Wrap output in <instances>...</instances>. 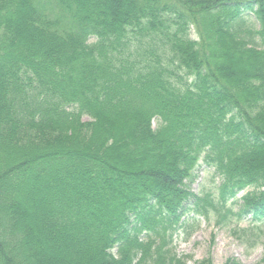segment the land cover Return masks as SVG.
<instances>
[{
	"label": "trees",
	"instance_id": "1",
	"mask_svg": "<svg viewBox=\"0 0 264 264\" xmlns=\"http://www.w3.org/2000/svg\"><path fill=\"white\" fill-rule=\"evenodd\" d=\"M248 214L264 0H0V264H187L176 235Z\"/></svg>",
	"mask_w": 264,
	"mask_h": 264
},
{
	"label": "rangeland",
	"instance_id": "2",
	"mask_svg": "<svg viewBox=\"0 0 264 264\" xmlns=\"http://www.w3.org/2000/svg\"><path fill=\"white\" fill-rule=\"evenodd\" d=\"M196 36V31L192 28L191 37ZM88 119L87 116L84 117V120ZM157 124L158 121L155 120L154 127ZM195 173V178L188 182L191 191L200 195L206 192L218 194L219 178L213 170L201 164ZM229 205L232 206L231 203ZM217 220L218 215L200 221L198 230L187 239L183 234L176 237V252L179 255L189 256L187 264H195L206 258L210 259L212 264H226L230 260H235L240 264L262 262L264 222L254 224L252 219L247 217L240 222L233 219L225 226L226 223L217 224ZM233 229H237V233H233ZM113 252H116V249Z\"/></svg>",
	"mask_w": 264,
	"mask_h": 264
}]
</instances>
